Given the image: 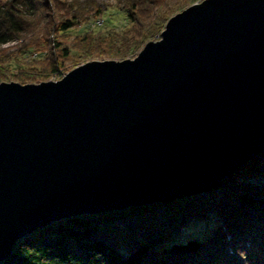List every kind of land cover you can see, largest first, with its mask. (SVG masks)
Returning a JSON list of instances; mask_svg holds the SVG:
<instances>
[{"label":"water","instance_id":"1","mask_svg":"<svg viewBox=\"0 0 264 264\" xmlns=\"http://www.w3.org/2000/svg\"><path fill=\"white\" fill-rule=\"evenodd\" d=\"M264 147V0H201L131 58L0 81V261L57 219L216 187Z\"/></svg>","mask_w":264,"mask_h":264},{"label":"trees","instance_id":"2","mask_svg":"<svg viewBox=\"0 0 264 264\" xmlns=\"http://www.w3.org/2000/svg\"><path fill=\"white\" fill-rule=\"evenodd\" d=\"M196 1L117 0L126 26L69 40L72 28L102 17L107 0H0V81H38L71 50L85 60L125 58ZM9 43L14 49L6 52ZM31 48L48 49L32 60L38 67L4 68ZM193 223L206 225L199 237L188 236ZM0 264H264V147L216 187L38 227L17 239Z\"/></svg>","mask_w":264,"mask_h":264},{"label":"rangeland","instance_id":"3","mask_svg":"<svg viewBox=\"0 0 264 264\" xmlns=\"http://www.w3.org/2000/svg\"><path fill=\"white\" fill-rule=\"evenodd\" d=\"M109 3V6L106 8L104 14L100 18L96 19H89L85 22L79 24L78 26L72 28L70 30V36L69 40H72L74 35H77L79 33H82L83 31L93 29L94 31H99V34L106 35V33L109 30H121L124 26H126L127 21L125 17V10L121 7V5L117 2V0H107ZM201 1V0H200ZM198 2V1H196ZM185 8V7H184ZM159 37V33H157L153 39H157ZM66 43V42H65ZM67 44V43H66ZM9 47L5 49L6 52L12 51L14 48H12L8 44ZM143 45V44H142ZM142 45L137 48L136 50H132L129 52V54L125 58H131L133 57L138 50L142 47ZM48 51L47 48H31L30 50H24L22 53L17 55V60L9 61L8 63H4V68H7L9 72L11 73H17L19 70H26L28 67H38L36 64L32 63L33 59L42 58L44 55H46V52ZM76 51L71 50V53L66 58H63L61 61L60 67H58L54 72H51L49 75H47L44 78H38V81L34 80L31 81L32 83H37L39 81H46V80H56L60 78L65 72L73 68L74 66L81 64L85 61H88V59L80 58L78 56H75ZM93 59H99V58H93ZM106 59V58H105ZM114 59H122V58H114ZM92 60V59H91ZM30 63V66L28 64ZM32 63V65H31ZM1 81H14V80H1ZM20 83V82H19ZM206 228L205 224H198L193 223L189 225L188 236H196L199 237V235L202 233V231Z\"/></svg>","mask_w":264,"mask_h":264},{"label":"bare ground","instance_id":"4","mask_svg":"<svg viewBox=\"0 0 264 264\" xmlns=\"http://www.w3.org/2000/svg\"><path fill=\"white\" fill-rule=\"evenodd\" d=\"M250 158H251V157H250ZM250 158H249V159H250Z\"/></svg>","mask_w":264,"mask_h":264}]
</instances>
